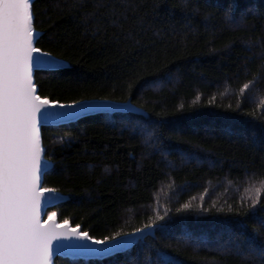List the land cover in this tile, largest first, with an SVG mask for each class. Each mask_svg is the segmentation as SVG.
Here are the masks:
<instances>
[{
    "label": "trees",
    "instance_id": "16d2710c",
    "mask_svg": "<svg viewBox=\"0 0 264 264\" xmlns=\"http://www.w3.org/2000/svg\"><path fill=\"white\" fill-rule=\"evenodd\" d=\"M31 13L35 47L65 65L34 74L41 99L132 110L41 129L43 188L64 199L45 219L96 240L145 234L54 264H264V0H33Z\"/></svg>",
    "mask_w": 264,
    "mask_h": 264
},
{
    "label": "snow or ice",
    "instance_id": "6c2138e0",
    "mask_svg": "<svg viewBox=\"0 0 264 264\" xmlns=\"http://www.w3.org/2000/svg\"><path fill=\"white\" fill-rule=\"evenodd\" d=\"M30 7L31 0H0V264H52L58 251L54 240L108 243L79 232V226L70 229L67 220L56 223L55 212L48 222L40 221L41 201L45 194H55L41 187L46 170L40 126L51 115H68L50 109L75 105L49 103L35 94L33 71L41 70V65L58 71L63 65L34 46ZM261 187L255 188L253 207Z\"/></svg>",
    "mask_w": 264,
    "mask_h": 264
},
{
    "label": "water",
    "instance_id": "95a60500",
    "mask_svg": "<svg viewBox=\"0 0 264 264\" xmlns=\"http://www.w3.org/2000/svg\"><path fill=\"white\" fill-rule=\"evenodd\" d=\"M32 2L33 0H31V4ZM30 11H31V7H30ZM35 34L36 32L34 31V46H35V42L37 39V35ZM41 59H44V58L41 57ZM60 63L63 65V67H65V65L62 62ZM44 69H45V66L41 65V70L33 71V85L36 90L35 92L36 95H38V93H37V88L34 82V74L38 71H48ZM72 105H75V107L65 108V109L57 108L54 110L50 109L49 110L50 112L54 111L57 113H68V115L49 116L40 126V137H41V129L43 128H51V127L69 125L81 119L96 116V115L128 114L132 112L129 105L115 103L111 101H86V102H80V103H76ZM41 147H42V143H41ZM41 159L44 162L43 167L45 168L47 172L49 170V163L44 158V151L42 153ZM44 175L41 176V187H43ZM63 200H64L63 197L57 193L45 194V199L41 201L40 221L42 224L48 222V219H45L47 211L50 209H53L56 205L60 204ZM56 223L58 222L56 221ZM68 227L72 229L71 226L68 225ZM77 230L79 232H82L81 229L79 228H77ZM144 236L145 234L142 232L134 234V235L123 236V237H119L117 239L108 241L106 245H102V246L94 245L91 243V241H83V240H75V239L54 240L52 243L55 246V248L58 249V251L55 253V255L52 258V264H54V260L56 258L72 259V260H89V261L104 260V259H107L112 256L125 252L127 248L134 245L139 239L143 238Z\"/></svg>",
    "mask_w": 264,
    "mask_h": 264
}]
</instances>
